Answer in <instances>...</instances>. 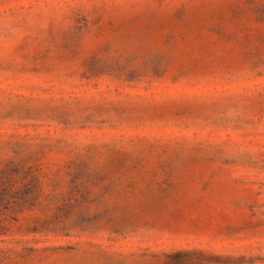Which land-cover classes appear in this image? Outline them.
I'll use <instances>...</instances> for the list:
<instances>
[{"label": "rangeland", "instance_id": "1", "mask_svg": "<svg viewBox=\"0 0 264 264\" xmlns=\"http://www.w3.org/2000/svg\"><path fill=\"white\" fill-rule=\"evenodd\" d=\"M0 264H264V0H0Z\"/></svg>", "mask_w": 264, "mask_h": 264}]
</instances>
